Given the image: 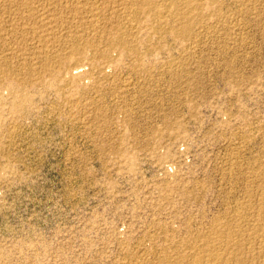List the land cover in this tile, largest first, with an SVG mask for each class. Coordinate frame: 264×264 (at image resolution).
I'll use <instances>...</instances> for the list:
<instances>
[{
    "label": "rangeland",
    "instance_id": "1",
    "mask_svg": "<svg viewBox=\"0 0 264 264\" xmlns=\"http://www.w3.org/2000/svg\"><path fill=\"white\" fill-rule=\"evenodd\" d=\"M262 210L264 0H0V264H264Z\"/></svg>",
    "mask_w": 264,
    "mask_h": 264
},
{
    "label": "bare ground",
    "instance_id": "2",
    "mask_svg": "<svg viewBox=\"0 0 264 264\" xmlns=\"http://www.w3.org/2000/svg\"><path fill=\"white\" fill-rule=\"evenodd\" d=\"M120 42V41H119ZM123 43V42H122ZM74 51V50H73ZM78 52V51H77ZM76 53V52H75ZM72 55V54H71ZM76 55H78V54H76ZM76 55H74V56H76ZM262 207V206H261ZM263 211V210H262ZM264 212V211H263ZM258 218V217H257ZM263 218V217H262ZM228 230V229H227ZM216 232V231H215ZM227 233V232H226ZM228 234V233H227ZM217 235V234H216ZM224 235V234H223ZM233 236V235H232ZM222 237V236H221ZM233 238V237H232ZM230 239V238H229ZM239 240V239H238ZM231 241V240H230ZM237 243H238V241H237ZM233 244V243H232ZM231 244V245H232ZM253 244V243H252ZM238 245V244H237ZM263 245V244H262ZM258 248H260L259 246H258ZM261 248H262V246H261ZM260 248V249H261ZM228 249V248H227ZM231 249V248H230ZM230 249H229V251H230ZM260 249H259V252H260ZM212 250V249H211ZM262 250H264V248L262 249ZM203 251V250H202ZM209 251V250H208ZM216 251V250H215ZM206 252V251H205ZM251 252V251H250ZM203 253V252H202ZM209 253V252H208ZM211 253H213V252H211ZM216 253H218V252H216ZM224 253V252H223ZM222 253V254H223ZM233 253H235V252H233ZM249 253V252H248ZM261 253H264L263 251L261 252ZM236 254V253H235ZM220 256H221V254H219ZM228 255V254H227ZM232 255V254H231ZM230 254L228 255V256H230V258L232 257ZM252 255H253V253H252ZM257 255V254H256ZM193 256V255H192ZM197 256V255H196ZM199 256V255H198ZM209 256H210V253H209ZM214 256V255H213ZM218 256V255H217ZM234 256V255H233ZM237 256V255H236ZM195 257V256H194ZM211 257V256H210ZM214 257H216V256H214ZM219 257V256H218ZM217 257V258H218ZM178 258V257H177ZM206 258V257H205ZM223 258V257H222ZM221 258V259H222ZM227 259L229 258V257H226ZM233 258V257H232ZM235 258V257H234ZM238 258H239V256H238ZM164 259V258H163ZM201 261H202V256H200V258H199ZM199 259H197V260H199ZM204 259V258H203ZM224 259V258H223ZM237 259V258H236ZM235 259V260H236ZM251 259V258H250ZM253 259V258H252ZM257 259V258H256ZM166 260H167V258H166ZM169 260V259H168ZM194 260H195V258H194ZM206 260V259H205ZM220 260V259H219ZM234 260V261H235ZM240 260V259H239ZM255 260V259H254ZM189 261V260H188ZM209 261H210V258H209ZM223 261V260H222ZM226 261H228V260H226ZM226 261H224L225 263H226ZM233 260H232V262H234ZM237 261V260H236ZM164 262H165V260H164ZM168 262V261H167ZM170 262V261H169ZM194 263H195V261H193ZM197 262V261H196ZM199 262V261H198ZM213 262H214V260H213ZM219 262H221V261H219ZM229 262V261H228ZM166 263V262H165ZM201 263V262H200ZM230 263V262H229ZM229 263H227V264H229ZM235 263V262H234ZM233 263V264H234ZM238 263V262H237ZM243 263V262H242ZM241 263V264H242ZM169 264V263H168ZM196 264V263H195ZM199 264V263H198ZM202 264V263H201ZM221 264V263H220ZM231 264V263H230ZM248 264V263H247ZM252 264V263H251ZM256 264V263H255Z\"/></svg>",
    "mask_w": 264,
    "mask_h": 264
}]
</instances>
